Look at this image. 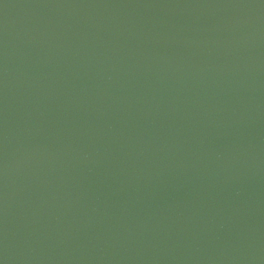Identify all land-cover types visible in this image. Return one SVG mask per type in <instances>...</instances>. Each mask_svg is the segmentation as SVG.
Listing matches in <instances>:
<instances>
[{
  "label": "water",
  "instance_id": "water-1",
  "mask_svg": "<svg viewBox=\"0 0 264 264\" xmlns=\"http://www.w3.org/2000/svg\"><path fill=\"white\" fill-rule=\"evenodd\" d=\"M0 264H264V0H0Z\"/></svg>",
  "mask_w": 264,
  "mask_h": 264
}]
</instances>
